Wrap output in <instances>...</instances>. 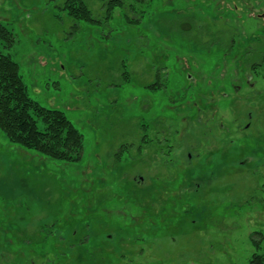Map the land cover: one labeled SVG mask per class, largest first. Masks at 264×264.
I'll return each instance as SVG.
<instances>
[{
	"label": "rangeland",
	"instance_id": "374dc122",
	"mask_svg": "<svg viewBox=\"0 0 264 264\" xmlns=\"http://www.w3.org/2000/svg\"><path fill=\"white\" fill-rule=\"evenodd\" d=\"M64 1L0 0V50L84 144L64 163L0 130V264L264 254V0H84L99 25Z\"/></svg>",
	"mask_w": 264,
	"mask_h": 264
},
{
	"label": "trees",
	"instance_id": "16d2710c",
	"mask_svg": "<svg viewBox=\"0 0 264 264\" xmlns=\"http://www.w3.org/2000/svg\"><path fill=\"white\" fill-rule=\"evenodd\" d=\"M98 1L105 5L108 20L112 19L116 8L124 6V0ZM62 9L75 20L99 25V20L84 0H65ZM0 39L6 47L12 46L15 41L12 31L1 23ZM260 65L253 63L252 68ZM0 130L10 142L53 160L75 163L83 156V134L63 110L45 107L30 96L19 64L1 50ZM247 264H264V254L254 253Z\"/></svg>",
	"mask_w": 264,
	"mask_h": 264
}]
</instances>
